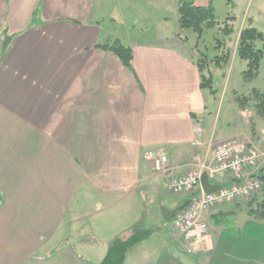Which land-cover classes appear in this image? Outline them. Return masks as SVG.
<instances>
[{
    "label": "crops",
    "instance_id": "obj_1",
    "mask_svg": "<svg viewBox=\"0 0 264 264\" xmlns=\"http://www.w3.org/2000/svg\"><path fill=\"white\" fill-rule=\"evenodd\" d=\"M220 1L227 5L194 0L215 13ZM178 4L0 0V264H100L111 242L135 228L153 233L124 264H264V219L247 213L244 200L206 214L205 248L163 219V209L180 210L203 191L176 199L169 183L210 164L217 145L238 138L264 148V117L239 101L252 92L233 89L223 116L224 89L211 108L196 54L180 39ZM242 4L238 32L264 0H235L230 15ZM168 9L172 26L159 19L144 41L113 28ZM115 40L132 49L133 70L98 47ZM150 152L168 158L164 172L154 171ZM263 167L264 157L236 179Z\"/></svg>",
    "mask_w": 264,
    "mask_h": 264
},
{
    "label": "rangeland",
    "instance_id": "obj_2",
    "mask_svg": "<svg viewBox=\"0 0 264 264\" xmlns=\"http://www.w3.org/2000/svg\"><path fill=\"white\" fill-rule=\"evenodd\" d=\"M232 7L233 6L226 5L223 1L217 2L216 19L219 22L218 26L211 27L209 29L205 28L204 34L199 39L197 37V34L194 33L192 29L183 30V35L180 39L188 43L189 48H192L194 53L196 54V60L203 63L205 69L204 73L207 75V77L209 75H211L212 77V84L213 89L216 91V98H214L215 96L211 95L210 90L206 88L207 96L212 97V100H210L212 104L211 108H214L217 104H220L223 101L224 96L222 97V93L224 89H227V97L224 100V116L226 109L230 105L231 91L233 89L238 93V95H243V93H248V91H250L252 93L250 97H247V99H250L249 101L251 103L249 106L257 116L259 115L257 112V103L260 101L258 98H256V96H253V94L255 91L264 94V57L260 61L258 76L255 79L248 81L244 76V72L248 70V62L240 59L237 52V47L241 31L249 25L255 27L259 32H262L264 34V8L262 6L259 8L255 5V9L253 8L250 13L252 19L250 18L245 22V25L240 30V32L238 31L241 25H243L245 4H242L240 8H236L237 15L234 16L235 20L232 22L234 32L232 34H228L223 31L222 28L226 22L231 25V21L228 19L229 17H233V15H230ZM256 9H259V11H257ZM174 15V12L168 9L167 14L164 17L162 15L160 16V14H153L150 19H148L140 12H138L135 13L131 18H128V23H125L122 26L119 24L113 25V28H118L117 31L131 34L132 36H136L138 39L144 41L147 37L159 32V30L161 29L157 24L159 19L162 20V18L167 17V19L169 20L164 21L166 23H169V26H172V22L174 23ZM131 26H133L134 29H131ZM255 46L257 49L261 50L263 49V42L257 41L255 42ZM227 52L229 58L227 63L222 62L221 65L215 63L214 60L217 56L219 57L222 55H226L225 53ZM247 99H245V101ZM242 100L244 101L241 96L239 98V101L242 102ZM263 196L264 195L262 194V192H258L251 196L249 199L244 200L246 206L245 211L254 216V214L252 213H255V210L256 208H258L259 203L263 199ZM171 197L176 199L179 198V196L172 194ZM240 205H242V203L239 204V206ZM167 225L169 226V228L172 227L171 223Z\"/></svg>",
    "mask_w": 264,
    "mask_h": 264
},
{
    "label": "built area",
    "instance_id": "obj_3",
    "mask_svg": "<svg viewBox=\"0 0 264 264\" xmlns=\"http://www.w3.org/2000/svg\"><path fill=\"white\" fill-rule=\"evenodd\" d=\"M263 157L264 148L260 150L253 143L231 138L216 146L210 164H203L198 172L172 180L168 185V192L183 196L201 190L203 170L209 179L225 175H232L235 178L231 185L221 187L215 193L206 194L201 190L200 195L194 197L189 205L180 209L173 218L174 230L187 241L201 244L205 248L211 227L206 214L225 204L247 200L258 193L261 183L254 177L256 175L243 181L236 178H241L245 169L254 168ZM148 158L153 163L155 172L162 173L167 169L168 158L165 155L150 152Z\"/></svg>",
    "mask_w": 264,
    "mask_h": 264
},
{
    "label": "trees",
    "instance_id": "obj_4",
    "mask_svg": "<svg viewBox=\"0 0 264 264\" xmlns=\"http://www.w3.org/2000/svg\"><path fill=\"white\" fill-rule=\"evenodd\" d=\"M227 5L234 6L235 0H227ZM178 13L180 30L183 31L186 29H192L194 33L197 34L198 39L201 38L204 34L205 28L209 29L211 27L218 26L219 23L216 19L217 17L215 9L212 4L208 7H198L196 6L194 0H179ZM228 20L231 21V25L226 22L222 29L226 33L232 34L234 32L232 22L235 20V18L229 17ZM4 37V45L7 46L11 38L7 36L6 30L4 31ZM257 41L263 42V49L260 50L256 48L255 42ZM98 47L104 51L114 53L122 60L125 67L133 70L132 49L123 45L120 40H115L112 43L99 45ZM237 52L240 59L248 62V70L244 72L245 79L248 81L255 79L259 73L260 61L264 57V34L262 32H259L253 26L249 25L245 27L240 34ZM225 54L226 55H222L219 57L217 56L214 60L215 63H217L218 65H221L222 62L227 63L229 59L227 55L228 52ZM196 63L201 73V87L204 89H210L212 93H216V91H214L213 89L212 77H207L204 74L205 69L203 63L200 61H197ZM253 96H256V98L259 99L260 102L257 103V112L260 116L264 117V94L255 91ZM243 99L245 101L247 97H243ZM254 177L260 181L261 188L259 192H262V194L264 195V167ZM191 200L192 199H190L189 203L191 202ZM189 203L180 209L186 208ZM252 214H254L259 219H264V196L262 201L259 203L258 208H256L255 213ZM152 233L153 230H143L141 228H135L126 238H116L109 245L107 254L100 264H124L130 250L135 245L148 238Z\"/></svg>",
    "mask_w": 264,
    "mask_h": 264
},
{
    "label": "water",
    "instance_id": "obj_5",
    "mask_svg": "<svg viewBox=\"0 0 264 264\" xmlns=\"http://www.w3.org/2000/svg\"><path fill=\"white\" fill-rule=\"evenodd\" d=\"M201 187L203 189V192L206 194H211L217 192L221 187L218 186H212L209 183V178L206 174H204L201 178ZM179 210H174L172 212L167 211L166 209L162 210V215L164 221L169 224L172 222L173 218L176 216Z\"/></svg>",
    "mask_w": 264,
    "mask_h": 264
}]
</instances>
